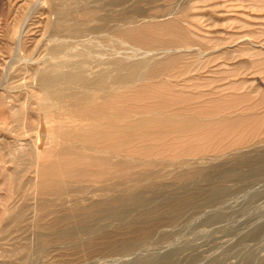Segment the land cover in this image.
I'll use <instances>...</instances> for the list:
<instances>
[{"label": "bare ground", "instance_id": "obj_1", "mask_svg": "<svg viewBox=\"0 0 264 264\" xmlns=\"http://www.w3.org/2000/svg\"><path fill=\"white\" fill-rule=\"evenodd\" d=\"M35 1L21 0L16 8L21 27L11 30L15 48L26 52V60L42 43L40 37L27 36L39 23L48 32L46 40L88 38L93 43L74 55L73 43L44 44L49 57L25 65L27 81L18 84L20 91L0 93V239L8 228L18 235L25 231L35 217V198L41 199L43 212H50L57 205L49 197L82 193L87 182L100 183L107 192L124 186L120 197L98 194L101 198L87 205L58 210L49 222V216L42 218L46 223L34 218L40 243L72 245L87 231V222L124 216L126 206L144 202L139 197L165 169H171L176 181L186 182L208 174L199 162L225 156L243 163L253 160L243 149L264 143V0H44L50 3L47 8ZM127 2L134 7L124 9ZM143 3L156 5L145 11ZM98 39L169 53L102 61L94 56ZM194 198L196 194L166 200L144 221L152 223L161 215L173 219ZM124 241H110L108 248L134 244ZM8 245L3 253L11 259L30 246Z\"/></svg>", "mask_w": 264, "mask_h": 264}, {"label": "rangeland", "instance_id": "obj_2", "mask_svg": "<svg viewBox=\"0 0 264 264\" xmlns=\"http://www.w3.org/2000/svg\"><path fill=\"white\" fill-rule=\"evenodd\" d=\"M32 1L33 3L36 2L35 0ZM38 2L40 3V7L47 8L50 5V3H46L44 0H42V2L41 0ZM21 3V0H0V93L3 91V93L8 95L20 91L18 84L27 81V79L24 77L27 76L26 72H28L25 70V65H35L34 62L38 61L41 63L42 61L40 62V60H46V58L49 57V51L45 50L46 47L44 44L48 43V45L52 46L61 42L73 43L74 46L70 47V51L72 55H74L77 51L82 50L84 45L93 43H90V39L88 38L79 40L58 37L57 40L54 41L46 40L48 37V32L44 30L43 23H39L38 25L34 26V30L27 34V36L32 37V39L42 38V43H44H40L34 49V51L31 50L29 56L31 58L26 60L24 56V53L26 54V52L24 50H18V48H15L17 37L16 35L13 36L11 34V30L13 32V29L15 28L16 32H18V29L21 27L19 14L16 12V8ZM153 4L156 5V3H143L140 7L145 9V11H148V9L150 10L153 8ZM158 4L160 3H157V5ZM39 5H37L38 10H40ZM130 6L134 7V3L127 2L123 7L126 10H130ZM41 12L42 11H38L36 15H40ZM145 13L149 14L148 12ZM30 37L28 39H30ZM95 42L94 49L97 53L95 52L94 56L102 61H109L112 59H128L130 61H135L162 58L169 53L162 49H151L143 46H136L133 43L120 39H116L113 42H104L103 40L99 41L98 39ZM28 45H32V47H34L35 43L30 41V44L28 43ZM11 49L13 50L11 51ZM74 58L76 59L78 57ZM261 76L262 75H260V78ZM29 82L31 85L33 84V87L36 86V82L34 80ZM262 82L264 84V79H262ZM9 100V105H11L13 100L12 98ZM247 147L250 149L244 147L243 152L248 151L252 153L253 160L251 162L243 163L237 162L236 160L233 161L228 156H225L223 160L219 157L218 159L216 158L212 160L210 159L206 162H199L198 166L204 168L205 172L208 174H205V177L203 176L196 180L186 182L179 181V183L176 181L171 169L163 170L161 173L162 175L160 174L159 177L154 179L153 187L151 189L145 190L139 197V199L141 198L140 201L144 202L141 204L139 203V206H126V209L130 210V212L127 210L126 214L128 215L130 213V215H128L130 217H124L126 216L125 214L124 216L121 215L117 218L116 216L108 218L103 217V221L100 220L101 218L96 219L95 221L97 223H95L94 220L89 221L87 222V231H83L80 234L82 236L79 235L76 238L77 241H75V243L72 245L57 241H54L50 245H43L40 243L39 240H37L38 231L34 227V222L36 221L34 218H39L41 223H46V221L49 222L50 220L54 219L55 215H57L59 212L64 211L67 206L70 207L74 204H79L80 206L87 205L91 201L101 198V196H99L100 194H102V197H106L110 196L112 193L111 196L116 195L120 197L123 195L122 190L124 189V186L117 185L115 187L116 189L113 188L115 192L112 190L107 192L103 190L100 183L87 182L86 185L85 182L83 183L84 186L86 185L88 187H85L86 190L82 192L83 194L71 193L70 195L62 197L61 199H57L56 197H51V199L50 197L48 198L58 206L53 209L54 212L56 211L54 215H52V213H54L52 212L53 210L50 212H43V209L38 207L41 199L34 197L35 199L32 201L37 204V210L35 208V210L31 212V214L33 213L32 216L35 217L30 218L33 220L29 219L30 222L28 227L24 228L25 231H20L22 233H19L18 235L19 231H14L12 228H8V231L3 234V237H5L0 239V243H2L0 245V264H264V143L250 145ZM229 158L230 160H228ZM232 163L234 165H232ZM253 164L255 165L252 166ZM217 168L219 171L216 170ZM222 173L224 175H222ZM161 180L162 182H160ZM155 182H157V184H155ZM158 186L160 188H158ZM213 190H215V192ZM95 191L96 194H94ZM153 194L159 196H154ZM192 194H196V198H194L191 203L192 205L190 204L191 206L188 205L185 207V210L182 209L183 212H178L175 218L170 219L166 215H161L157 217V219H154L152 223L150 222L148 224V222L144 221L145 215L155 211H152V209H158L162 205L165 206V204L168 203L170 199H183L186 196ZM94 196L96 197L94 198ZM66 199L68 202L69 200L71 201L70 204L67 203ZM149 199H152L150 203ZM61 201L65 204L62 205V203H60ZM84 201L87 202L83 203ZM38 209L41 210L43 214ZM58 210L60 211L58 212ZM35 211L38 213H34ZM44 215L45 217L49 216V219L47 217L46 220ZM42 218H44L46 221L42 220ZM105 224H109L108 227H106ZM98 228L102 229L99 230ZM34 229L37 232H35ZM12 230L15 234L17 233V235H12ZM83 233L87 235H84ZM22 234H24L26 237ZM0 236L2 237V234ZM15 236H18V239H16ZM102 236L106 237L103 238ZM33 237H36L35 240ZM8 238L9 240H7ZM13 238L15 240H13ZM5 239L6 242H4ZM30 239H33V242H31ZM126 240L134 241V244L129 246L130 250L129 247H126L128 249L124 248L122 250L108 248V243L110 241L121 245L123 241L127 242ZM10 241H14L17 245L21 246L26 244L30 245L27 247V250L25 249L27 254L24 252L23 254L18 255V257H13L12 259L9 256V260V257L3 252L8 248V242ZM41 251H43V253Z\"/></svg>", "mask_w": 264, "mask_h": 264}]
</instances>
